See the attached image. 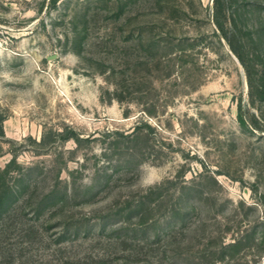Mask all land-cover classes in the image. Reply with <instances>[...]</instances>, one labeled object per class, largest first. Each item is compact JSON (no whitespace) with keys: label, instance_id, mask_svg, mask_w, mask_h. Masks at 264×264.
Returning <instances> with one entry per match:
<instances>
[{"label":"rangeland","instance_id":"374dc122","mask_svg":"<svg viewBox=\"0 0 264 264\" xmlns=\"http://www.w3.org/2000/svg\"><path fill=\"white\" fill-rule=\"evenodd\" d=\"M2 128L0 264H264V0H0Z\"/></svg>","mask_w":264,"mask_h":264},{"label":"trees","instance_id":"16d2710c","mask_svg":"<svg viewBox=\"0 0 264 264\" xmlns=\"http://www.w3.org/2000/svg\"><path fill=\"white\" fill-rule=\"evenodd\" d=\"M215 5L219 6V4H221V0H214ZM217 10L219 11V9L217 8ZM218 29L220 30V32H222V35L225 36V32H224V28L223 26L219 23L216 22ZM225 38L227 39V36H225ZM230 46L232 47V49L235 52V49L233 48L232 44L229 43ZM238 57L241 60V57L238 55ZM1 136L5 135V131L4 128L1 129ZM15 163V160L11 161L8 164L7 169H5L1 174H0V182H1V186H0V207L6 205L7 203H9L11 201V199L14 196L13 193V189L12 186L8 183L7 181V175L9 174V171L11 170V166Z\"/></svg>","mask_w":264,"mask_h":264}]
</instances>
